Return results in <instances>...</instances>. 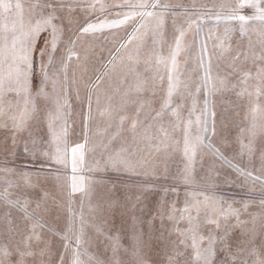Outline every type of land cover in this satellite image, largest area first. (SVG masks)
I'll return each instance as SVG.
<instances>
[{
    "label": "rangeland",
    "instance_id": "obj_1",
    "mask_svg": "<svg viewBox=\"0 0 264 264\" xmlns=\"http://www.w3.org/2000/svg\"><path fill=\"white\" fill-rule=\"evenodd\" d=\"M6 2L22 4L26 26L40 16L54 14L59 39L51 52V28L40 33L32 54L29 92L7 93L0 101V193L19 190V184L11 186V182L21 181L37 155L47 156L52 169L63 174V164L51 161L55 156L50 148L58 144L63 149L67 141L71 149L76 141L88 138L90 124L96 131V144L113 137L116 154L123 152L127 128L133 132L139 129L145 116L160 117L165 130L180 142L172 167L165 161L162 204L163 212L172 217H164L162 230L153 227L155 219L150 212L133 218L139 229L134 230V222L129 228L128 202L109 204L117 217L110 219L115 230L108 219L97 217L99 222L94 224L98 226L88 230L89 199L83 202L85 212L76 217L80 230H8L1 226V217L12 215L8 199L17 200L12 193L0 199V248L13 253L17 248L34 251L36 255L25 257V264H60L61 257L62 264H72L77 251L81 264H257L258 259H264V96L257 100L254 95L259 81L250 58L253 52H261L264 21L249 19L242 34L241 22L231 18L253 17L255 9H238L240 0ZM49 3L55 7L54 13L43 7ZM140 3L148 7H132ZM154 3L155 8L151 7ZM261 4L264 6V0ZM136 12L153 15L135 16L120 27L100 32L81 31L88 23L122 19ZM4 23L0 14V28ZM180 32L184 36L173 70L171 57ZM41 49H45L43 57ZM69 49L76 55L65 68ZM237 54L238 60L234 59ZM44 69L47 80L43 79ZM248 71L253 73L251 78L243 76ZM169 76L177 85L170 101ZM244 79L247 83L241 82ZM26 98L30 101L27 106ZM257 105L261 111L252 135V109ZM26 107L30 115L24 118ZM22 118L24 123L18 129L14 123ZM111 121L115 134H106ZM34 124L43 125V131L36 132ZM108 151V145L99 148L101 155ZM102 163L100 177L95 180L103 187L105 201L110 200L107 193L114 187L123 189L132 179L122 170L110 172L107 162ZM135 177L139 183V176ZM210 220L217 221L219 227ZM35 234L42 237L40 242ZM29 235L33 240L27 249L24 241ZM210 241L214 256L210 261L197 259V249L206 256ZM45 244L49 251L41 255ZM16 259L13 254L6 264H15Z\"/></svg>",
    "mask_w": 264,
    "mask_h": 264
},
{
    "label": "crops",
    "instance_id": "obj_2",
    "mask_svg": "<svg viewBox=\"0 0 264 264\" xmlns=\"http://www.w3.org/2000/svg\"><path fill=\"white\" fill-rule=\"evenodd\" d=\"M142 119L143 124L139 129L136 128L133 132L131 128H127L125 131V133L127 132V137L123 140V147L131 150L129 154H126L125 151L118 154L112 151V136L107 141L96 144V131L93 132L90 124L87 127L88 138L84 151V163L83 166L79 164V154H77V171L75 173L72 171V153L68 148L67 141L63 142V148L67 146L69 149L66 156L67 163L63 164V174L58 168L52 169L53 162H50L51 167L49 168L47 156H35L34 163L28 166L21 181H13L10 184L11 186L19 184V190L14 193L11 191V194L13 193V196L19 199L21 203L25 199L30 201L28 208L25 211L20 204H12V215L1 217L3 220L1 226L3 228L6 227L8 230H32L36 219H39L44 228L37 227L36 230H80L76 225V217L80 212H85L83 202L89 199L91 210L88 218V230H93L95 224V227L98 226L97 222L99 221H97V218L99 220L108 219L109 227H113L114 222L110 223V219L115 218L116 214L111 211L109 206L113 202L115 204L116 202H128L130 206L129 217L127 216L129 228H133L132 224L134 222V230L139 229L137 222L133 218L141 217L143 214L147 215L150 212L152 218L155 219L152 222L153 227L156 230H162L164 217H172L163 212V171L165 169V161L172 167L174 151L175 153L178 152L180 141L178 136L174 138L173 134L168 133L167 129L165 130L163 121L159 120L161 119L160 117L145 116ZM42 127L43 125L36 126L34 124L36 132L43 131ZM113 128L111 121V126H108L106 134L108 131L110 134H115ZM134 140L137 143H133ZM82 143H85V138L78 142L76 141L73 147ZM104 145H108L109 153L101 155V153L99 154V148ZM57 147L60 146L56 144L53 148H50L53 157L57 155ZM54 158H51V161H54ZM170 159L171 161H169ZM102 160L107 162L110 172L122 170L125 177L132 179L128 186L125 184L123 189L117 186L116 188L114 187L110 192L111 194L107 193L110 196V200L105 198V201L102 198V196L104 197L103 187H99L98 181L95 180L100 177V172H102V167L100 166V164L103 165ZM116 162L118 163V168L115 167ZM74 176L78 190L72 192L71 186ZM135 176H139V183H137L138 179ZM81 187L82 190H79ZM122 190L123 192L121 193L120 191ZM45 193L48 197L47 203L35 213L32 219H26V215L33 213L36 208L35 202ZM122 194H124V197ZM4 219H6V222H4ZM94 221L97 222L94 224ZM115 229L116 225L112 230ZM95 230L97 229L95 228Z\"/></svg>",
    "mask_w": 264,
    "mask_h": 264
},
{
    "label": "snow or ice",
    "instance_id": "obj_3",
    "mask_svg": "<svg viewBox=\"0 0 264 264\" xmlns=\"http://www.w3.org/2000/svg\"><path fill=\"white\" fill-rule=\"evenodd\" d=\"M99 2V0H97ZM63 7V5H60ZM95 5H92L94 7ZM37 7H40V5H37ZM43 7L49 8L52 10V13L55 12V7L53 4H45ZM132 7H139V8H146L148 7L147 4L140 3L137 5H133ZM151 7L155 8L156 4H152ZM245 7L253 8L257 11V15L253 17H246L244 15H235L231 17L232 19L238 20L241 22V28L240 31L242 34L245 33L246 29L244 27L245 24H247L249 19H257L260 21H264V6L261 4V0H240V2L237 4L238 9H243ZM0 8L3 9V12L0 13L5 17V23L2 25V28H0V101H2L3 97L7 93L16 92L19 94L20 91H23L25 94L29 92V77L30 72L32 69V54L35 49V42L37 38L39 37L40 33L47 30L48 28H51L52 32V39H51V52H55L56 50V44L57 40L59 39L58 36V29L57 26L53 23V20L56 19L54 14H49L47 16H40V18L35 19V22L29 21L27 26L24 23L23 18V6L21 3L17 2L15 5L6 2V0H0ZM14 11V14L12 16H9V13H12ZM152 12H136L132 16L125 15L122 19H114L111 21H103L99 24L96 23H88L86 26H84L81 31L83 33H95L103 31L104 29H112L120 27L121 25L125 24L129 19H133L135 16H141V17H150L152 16ZM9 21L11 23V27L9 28ZM143 26V25H141ZM138 31V29H137ZM9 33H11V37L9 36ZM184 36V32H180V37L176 41V48L174 52L172 53V68L173 70L176 67V55L178 54L180 47H181V39ZM135 38V33H133V37ZM11 39V45L9 46V40ZM261 52L255 53L253 52L251 55L252 63L256 66L255 68V78L259 81L258 86L256 87L254 95L256 96L257 100L260 99L261 96H264V88L261 87V85H264V41L261 42ZM45 54V49L40 50V55L43 57ZM76 53L72 51V49L68 50V54L65 58L64 67H67V61H70L73 56H75ZM78 58V57H77ZM239 54L234 58L238 60ZM52 62V56L49 55V63ZM259 62V63H257ZM243 76L246 78H251L253 76V73L251 71L243 73ZM44 80L48 79L47 70L44 69ZM210 79V77H209ZM242 83H247V79H244L241 81ZM56 81L53 80V86H55ZM223 83V82H221ZM177 85L173 82L172 77L169 76V101L172 96L173 91ZM40 93H43V87L40 89ZM242 94V93H241ZM249 95H253V93H249ZM91 97H89V112L91 110ZM30 103V101L26 98L25 99V105L27 106ZM59 103V102H57ZM67 103V101H65ZM168 104L166 103L165 107H167ZM261 109L259 105L254 107L252 109V129L250 130L252 132V135H255V129H256V118L257 113L260 112ZM3 113V108L0 107V114ZM30 113L28 112L27 107L25 108L24 118H26ZM159 115V113H158ZM173 115L178 114L173 110ZM24 118L20 119L18 122L14 123V126L16 128H20L22 124L24 123ZM14 122L16 121V117H12ZM191 122L189 121V124ZM51 127V124L49 125ZM135 126V125H134ZM205 131H207V128H205ZM54 139H56L55 133ZM202 141V138H198ZM133 143H137V141H133ZM251 143V142H250ZM87 144V138L85 139V143L77 144L75 147H72L70 149L72 153V171L75 173L77 171V154H79V164L83 166L84 163V151H85V145ZM188 140L185 139V153L188 152ZM248 147V146H246ZM251 150V149H250ZM69 149L67 146H65L63 149L60 147H57L56 152L57 155L55 156V162L58 164H66V156ZM121 151H127V149H121ZM218 151V150H217ZM194 155V151H193ZM192 157H189V164H191ZM77 184H76V178L73 177V183L71 186V191L75 192L77 191ZM82 190V187L79 189ZM11 194L5 192L0 193V199H7L8 196ZM47 194H43L39 197V199L35 202L36 208L34 209L33 213L27 214L26 219H32L35 213L40 210L46 203H47ZM9 204H20V206L25 209V211L28 208V205L30 201L27 199L24 200L23 203L19 199L13 201L11 199H8ZM233 214H236V211L233 210ZM238 218V217H237ZM209 223L217 224V227H219V224L215 220H210ZM44 228V225L40 223L39 219H36L35 223L33 224L32 231L35 233L36 228ZM42 237L39 234H35V240L36 242H40ZM204 238L201 237V240ZM33 240V236L29 235L25 238V245L27 249L31 248L30 241ZM77 245H79L80 241L77 239L76 241ZM211 243H209V247L204 250V252L207 253L205 256L204 253H202L199 249H197L195 256L197 259H205L206 261H210L211 257L214 256V252L211 248ZM193 247L195 248V233H193ZM49 251L48 245L45 244L44 248L40 249V254L44 255L46 252ZM13 254L16 255L17 259L15 260V264H25V257H31L36 255V253L32 250H21L17 248L15 250V253L8 250L7 248H0V264H6V261H10ZM76 259L73 260L72 264H81L79 260V252L77 251L75 253ZM62 257L60 259V264H62ZM257 264H264V259H258Z\"/></svg>",
    "mask_w": 264,
    "mask_h": 264
}]
</instances>
